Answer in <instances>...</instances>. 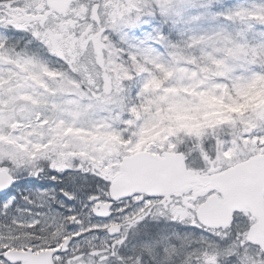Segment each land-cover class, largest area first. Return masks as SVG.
I'll use <instances>...</instances> for the list:
<instances>
[{
    "label": "snow or ice",
    "instance_id": "snow-or-ice-1",
    "mask_svg": "<svg viewBox=\"0 0 264 264\" xmlns=\"http://www.w3.org/2000/svg\"><path fill=\"white\" fill-rule=\"evenodd\" d=\"M0 264H264V0H0Z\"/></svg>",
    "mask_w": 264,
    "mask_h": 264
},
{
    "label": "rangeland",
    "instance_id": "rangeland-1",
    "mask_svg": "<svg viewBox=\"0 0 264 264\" xmlns=\"http://www.w3.org/2000/svg\"><path fill=\"white\" fill-rule=\"evenodd\" d=\"M257 97H253V99H256ZM219 106V102L212 100L209 103L208 110L204 111L203 113H197V112H184L177 115L176 120L185 124H191L194 123L200 119L209 120L212 118H215L220 115L219 112L214 111L216 107ZM245 105H239L233 108V111H240Z\"/></svg>",
    "mask_w": 264,
    "mask_h": 264
}]
</instances>
